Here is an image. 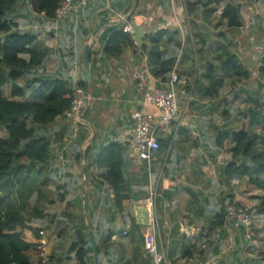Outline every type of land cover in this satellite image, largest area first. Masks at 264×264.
<instances>
[{
    "label": "trees",
    "instance_id": "16d2710c",
    "mask_svg": "<svg viewBox=\"0 0 264 264\" xmlns=\"http://www.w3.org/2000/svg\"><path fill=\"white\" fill-rule=\"evenodd\" d=\"M62 1L0 0V133L3 134L0 136V192L23 167L26 178L30 180V193L35 192L33 189L37 191L36 200L61 207L50 218L40 209H33L38 219L48 218L37 230L20 211L0 219V264H40V261L35 263L32 259V255L37 254V246L27 243L18 230H29L38 240H42L40 231L54 233L55 242L48 264H95L89 232L93 233L97 244L98 264H150L142 226L130 219L124 234L122 226L125 224L121 225L124 223V203L147 199L142 190L147 182L146 169L130 159V144H100L96 136L93 138L84 155L87 173L84 194L83 173L77 177L63 172V167L71 162L80 164L81 148L89 136V129L81 126L74 139L71 134L68 136L67 125L71 123L66 122L64 113L70 108L74 90L66 81L46 74L47 50H35L33 45L37 35L22 29L19 22L22 15L29 17V21L36 18L33 13L43 14L41 20H56V11ZM256 1L232 0L216 16L226 0H196L193 3L185 0L192 26L186 39L189 47L179 54L181 38L177 32L168 30L157 32L150 41L149 63L162 84L167 83L178 64L187 76H195L194 84L187 89L188 95L190 92L200 101H214L229 88V98L232 96L246 104V109L242 110V115L247 118L245 130H239L232 124L236 117L234 110H225L221 114L223 126L218 128L217 147L222 152L229 151L231 160L217 169V176L231 190L218 194L217 199L210 203L214 207L210 208L214 219H202L203 202H207L203 194L186 189L191 196L189 211L197 217L198 223H175L166 237L162 227L164 204H171L178 188L171 187L158 194L162 242L170 264H177L174 259L177 252L168 253L167 243L169 247L180 244L179 264L182 261L189 263L194 253L204 262L208 261L203 255V252H208L206 246L213 247L208 234L225 229L228 205L241 206L235 203L232 195L234 181L247 179L250 186L263 192L261 196H253L256 204L250 211L255 212L253 233L256 227L262 226L261 234H264V222L258 224L264 218V54L259 60L257 79L251 85L255 92H246L244 87L251 80L252 72L239 60L230 36L244 24L241 4ZM20 4L26 6L19 11ZM224 24L228 31L219 30ZM100 41L104 43L103 52L108 57L118 56L123 47H133L131 36L124 32L122 26L104 28ZM80 86L86 88L85 83ZM6 88L10 89L9 98L3 94ZM240 95L241 99L238 98ZM243 97L246 98L243 100ZM199 107L205 108L201 104ZM160 142V150L153 155L151 170L157 176L161 174L163 180L166 169L163 163L167 162L163 154L170 147L172 137ZM50 182L55 185L56 198L47 201L41 187H48ZM186 225L199 227L201 232L193 239H186L182 233ZM230 225L233 228L232 223ZM236 230L244 237L243 246L256 237L252 235L248 239L245 228ZM117 235L120 237L113 239ZM202 246H205L204 250ZM250 252L256 255L249 261L264 264V248L255 253L251 247Z\"/></svg>",
    "mask_w": 264,
    "mask_h": 264
},
{
    "label": "crops",
    "instance_id": "0c3cea01",
    "mask_svg": "<svg viewBox=\"0 0 264 264\" xmlns=\"http://www.w3.org/2000/svg\"><path fill=\"white\" fill-rule=\"evenodd\" d=\"M195 1L190 0V3ZM230 1L232 0H226V3L219 7L216 16L220 15L224 6L231 3ZM253 5L256 6V2L241 4L243 21L245 20V14L250 15L251 10L254 8ZM33 14L36 18L29 21V17L22 15L19 22L22 29L32 31L37 35V41L33 48L39 52L47 50L46 74L66 81L74 91L76 88H81V83H85L86 88L84 90L88 95L87 105L82 114V124H68L67 129L70 132L68 136L71 134L73 139L81 126H87L91 134L85 141V146L83 145L85 148H81V163L71 162L63 167V172L75 174L73 167L78 165L82 167L81 171L83 173V169H85V150L95 136L97 137L96 141L100 144L106 142L129 143L131 152L129 156L133 160L132 145L135 123L132 119V113L144 101L148 89L150 91L154 88H165L170 80L169 78L166 84H162L161 78L155 76L148 58V51L151 48L150 41L157 32L168 30L177 32L181 38L179 54L189 47L186 39L192 26H190V19L186 13L185 0H92L85 5L75 4L74 8L61 20L45 21L41 20L43 14ZM121 18H124L123 21ZM109 25L122 26L124 32L125 28L129 27L132 31L129 35L133 47H123L121 53L116 57L105 55L103 52L104 43L100 41L104 28ZM244 25L245 23L240 30ZM219 30L228 31L225 24ZM88 69L89 80L87 81ZM175 69L178 70L182 78L189 82V85L194 84L195 76H187L184 69L178 64L175 65ZM136 72L144 73L146 76L148 84L144 89H141L139 83L132 78ZM4 90V96L9 98L10 89L6 88ZM227 90L230 91L229 88ZM241 97L242 95L239 96L240 99ZM225 99H228V101L226 102ZM231 99L235 101V98H232V96L229 98L226 93L221 94L219 99L214 101H200L190 92L187 96L179 95L178 97L181 117L174 124L175 127L179 125L177 136L175 139L173 137L170 147L163 154V158L167 161L163 163V167L166 168L165 173H163V180L161 174L157 176L152 170L149 174L146 170L147 182L142 190L147 194V199L143 198V200L137 202L143 205L139 208L147 212L144 204L149 198L147 189L149 184L158 183V194L162 190L168 191L171 187L178 188L176 197L171 204H164L162 227L166 237L173 230L175 223H188V221L198 223L197 217H194V214L189 211L191 196L189 190L186 189L201 192L204 199H207V202H203L205 208L202 219L209 221L213 220L215 216L210 211V208H214L210 203L217 199L218 194L231 190L230 188L227 189L225 181L217 176V169L231 160L229 151L222 152L217 147L218 128L223 126L221 114L225 110H234L235 116L240 115L246 118L244 114L242 115L243 107L241 105L236 106L238 101L234 103ZM199 104L205 106V108L201 109ZM150 109L153 108L150 106ZM240 121L242 119L235 117L232 124L238 128L237 125ZM169 137L168 134L163 135V140L167 141ZM67 139L68 137L64 138L65 141ZM138 165L140 166V164ZM141 165L146 169L144 164ZM136 178L138 179L139 176ZM244 180L232 182L231 187L235 203L240 205L244 203L241 199L243 196L241 186ZM85 186L86 183L84 190ZM238 187L239 189H237ZM254 196L261 195L256 194ZM245 200H247L246 197ZM131 202L126 201L124 203L129 222L131 219L137 224L139 222L144 223V214L136 211V207L130 206ZM123 219L124 223L122 222L121 225L125 224L124 227L122 226L125 234L128 230V224L124 217ZM230 224L227 219L223 231L208 234L209 241L212 242L214 247H217L215 252L217 254L227 242L231 241L232 232H239L233 229ZM146 227L142 226L143 234ZM260 227L262 228V226ZM21 233L27 243L37 246L39 240L31 231L24 230ZM119 237L117 235L113 239ZM235 239V248L237 250L241 249V240L238 234ZM169 245V243L166 245L168 253L173 252L176 254L177 252L178 255L180 254V244L173 247H169ZM227 251L228 249L225 246L219 256L223 259L224 255V259H226L225 255L226 257L229 256V254H226ZM177 254L174 259L179 264L181 261ZM32 259L35 263L39 262L37 254H33ZM212 260L204 262L197 253H194L189 263L182 261V264H207Z\"/></svg>",
    "mask_w": 264,
    "mask_h": 264
},
{
    "label": "built area",
    "instance_id": "2783aa9c",
    "mask_svg": "<svg viewBox=\"0 0 264 264\" xmlns=\"http://www.w3.org/2000/svg\"><path fill=\"white\" fill-rule=\"evenodd\" d=\"M92 0H63L56 11V20H61L68 12L74 8L75 4L85 5ZM124 18H121L123 21ZM125 32L131 34V28L126 27ZM133 80L137 81L144 89L148 81L144 73L136 72L133 74ZM189 82L179 75L175 69L165 88H154L147 91L144 101L132 113V119L135 123V131L132 145V158L136 164H145L147 172H151L153 155L160 150L161 139L163 135L177 136L178 126L174 124L180 119V110L178 104L179 95L187 96ZM88 95L83 88H76L73 94L70 108L65 111L64 118L66 122L72 125L82 124V114L87 105ZM150 106L153 109H150ZM158 183L149 184V198L144 204L149 216L148 225L144 236L146 241L145 250L149 257L150 264H169L167 254L163 247L161 237V226L157 210ZM130 206L139 208L143 206L139 203L131 202ZM227 219L232 223L234 229L245 228L246 236L251 239L253 235V219L255 212L244 209L242 206L228 205L226 208ZM128 227L130 225L128 213L124 214ZM199 227L185 226L182 233L186 239H193L199 233ZM205 249V246H202ZM37 254L40 264H48L49 255L44 243L37 245ZM207 264H218L215 260Z\"/></svg>",
    "mask_w": 264,
    "mask_h": 264
},
{
    "label": "rangeland",
    "instance_id": "374dc122",
    "mask_svg": "<svg viewBox=\"0 0 264 264\" xmlns=\"http://www.w3.org/2000/svg\"><path fill=\"white\" fill-rule=\"evenodd\" d=\"M23 6H24L23 4H20L18 6L19 11L22 10L20 8H24L26 5L24 7ZM244 17H245V20H244L245 25L242 28V30L232 31L230 33V36H231L232 42L235 43L236 47L234 49H237L236 52L239 55V60L243 62L244 64H246L249 68V71L252 72L251 80L248 81L244 87L245 91L247 90L246 92H248L251 90L252 92H255L251 85L257 79L259 62H260L259 60L264 54V0H257L256 6H254V8L251 10L250 15L245 14ZM217 45L219 48L221 47L220 44H217ZM227 94H228V90L226 89V95ZM244 98L246 97H243L242 99L244 100ZM231 101L235 103V101H238V100L235 99L234 101L231 99ZM240 105L243 107L242 110L246 109V104L241 103V101H238V103H236V106H240ZM236 118H239L240 120L242 119V121L238 122L237 129L245 130L247 127V118H243L240 115L236 116ZM90 134L91 133H89V136ZM0 136H3V134L0 133ZM81 168L82 167L78 165H75L73 167L75 176L80 177L81 175L80 172H82ZM30 187H31L30 180L26 178V170L23 167L19 168L17 173L10 179L8 183H6V185L0 192V219H5L6 217L10 216L16 211H20V212H23L22 214L27 219L30 220L32 227L35 230H37L38 228H40V226H42V224H44L48 220V218L52 217L51 215L54 212L58 213L61 210V207L51 206L45 200H42V201L40 199H39L40 201L36 200L37 191L36 189H33L35 190V192L30 193V189H29ZM237 189H239V187ZM41 190L43 194L47 196V201L51 198H56L55 193H54L55 185L52 184V182H50L48 187H45V188L41 187ZM241 192L243 193L242 194L243 196L241 197V199L244 201V203H242L241 205L244 209L249 210V211L250 209L254 208L256 204V202L252 199L253 196L256 194L263 195L262 191H258L255 187L250 186L247 182V179L244 180V183L241 186ZM245 197L247 198V200H245ZM68 200H70V196L67 198V201ZM37 208L43 211V213L46 214L48 218L42 219V220L38 219L35 216V213L32 211L33 209H37ZM124 214H123V217H124ZM254 222L255 221H253V223ZM263 222H264V218L260 219L258 224L259 223L261 224ZM22 231L24 230H18L20 234H22L21 233ZM25 231H29V230H25ZM39 234L42 236V240H39L37 242L38 244L40 243L45 244L47 253L49 255L51 252L52 243L55 242L54 233H47L46 231H40ZM237 234L240 237L241 242L242 243L244 242V239H243L244 237L240 232L238 233L232 232L231 239H230L231 241L227 242L226 245H224L220 250V252L223 251V249H225V246H226V249H228L226 254H229L228 257H226L225 255L226 259H224V255H223V259L222 257L219 256L220 252L218 254L215 253L217 251L216 250L217 247L216 246L212 247V245L206 246V248H208V252L207 253L203 252V255L208 258V261L214 259L218 264H221V263L223 264H253V262L249 260L255 259L256 254L255 255L252 254L250 252V248L253 247L255 253L261 252L264 248V234H261V227L258 226L255 228L253 236H256V237H254V239L252 240H249L247 245L243 246L241 244V249H238L241 251H238L235 248V242H236L235 238Z\"/></svg>",
    "mask_w": 264,
    "mask_h": 264
},
{
    "label": "water",
    "instance_id": "95a60500",
    "mask_svg": "<svg viewBox=\"0 0 264 264\" xmlns=\"http://www.w3.org/2000/svg\"><path fill=\"white\" fill-rule=\"evenodd\" d=\"M86 78H87V81H88L89 80V69L87 70ZM240 157H242V156H240ZM83 174H84V180H83V185H82V191H83V194H84V185L86 183V178H87V174H86L85 169H83ZM136 211H139L140 213L144 214V223L139 222V224H141L142 226H147L148 225V213L145 210H142L140 208H137ZM89 237L91 239L92 247H93V250H94V261H95V264H98L97 244L95 242V239H94V236H93L92 232H89Z\"/></svg>",
    "mask_w": 264,
    "mask_h": 264
}]
</instances>
